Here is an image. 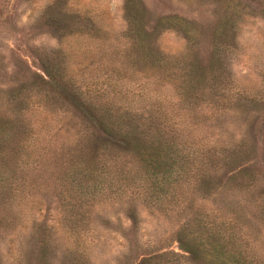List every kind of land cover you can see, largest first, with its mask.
<instances>
[{
    "label": "rangeland",
    "instance_id": "rangeland-1",
    "mask_svg": "<svg viewBox=\"0 0 264 264\" xmlns=\"http://www.w3.org/2000/svg\"><path fill=\"white\" fill-rule=\"evenodd\" d=\"M200 218L264 264V0H0V264H217Z\"/></svg>",
    "mask_w": 264,
    "mask_h": 264
},
{
    "label": "trees",
    "instance_id": "trees-1",
    "mask_svg": "<svg viewBox=\"0 0 264 264\" xmlns=\"http://www.w3.org/2000/svg\"><path fill=\"white\" fill-rule=\"evenodd\" d=\"M140 32L142 33V36L140 37V39H143L144 31H140ZM147 36H148V33H147ZM145 52H146V50H145ZM46 76L50 79V81L53 80L52 74L47 73ZM64 84H65V82H64ZM71 94L73 96H75L77 99L79 98L75 93L71 92ZM189 99L192 100V98H189ZM79 101H80V99H79ZM79 101H77V103L81 108L82 115L84 117H87V118L91 119L92 121H94V123H95L94 125H95V127H97L96 129L101 131L103 136H106L107 138H110V139L111 138L116 139L117 142L119 143V145L118 144L117 145L121 149H124L127 151H132V152H134L138 149L140 142L144 139L142 136H140V133L137 130V129H139V127L132 128L131 130H125L122 126H118V129L117 128L113 129V127L109 126L104 121V117L100 116L99 119L93 120L92 115H91L92 109H90V107L92 108L93 106L86 105L82 101H80V102ZM94 114H96V113H94ZM156 128H158V124H157ZM157 132L159 135L163 134L165 132V127L161 126V130L157 131ZM26 147L28 148L29 144H27ZM207 167H208L207 165H204L203 167H201L203 169V171L201 170L200 172L205 173L207 171ZM172 172L173 171L169 172L167 177L165 176V178H161V179L154 178L152 176V174H145L143 177H141L139 179V182H145L148 179H150V180L152 179L154 181V184L158 187L160 185H163L164 183H166L170 179L169 176L172 174ZM174 174H175V172L173 173V175ZM121 197L125 198L124 201H129V198L127 195L125 197L124 196H121ZM224 222H226V221L222 220L219 222H217V221L209 222V221H204L203 218L197 219L196 220L197 229L199 227H202L203 229L201 231H199L198 234L188 231V233L186 235L188 239H186V240L181 239V238H183L182 236L185 232V229H183V227H182L178 232V235H180V238L178 240L179 245H180V249L183 252L189 253L192 256L195 255L197 250L201 253H203V252L205 254L208 253L209 255L212 256V259H214V261L217 264H244L245 261L242 260V256H243L242 252L236 251V249H238L241 246L242 242H239L237 245L234 244V243L238 242L242 237H239L236 235L243 234L244 242L247 243L249 241L246 238L247 236L243 233V231L241 232L240 229H238L236 226L233 225V227H231L230 232H229L230 234L228 235V238L231 240V242H227V237H226L228 234L227 230H225V232H223V230H220V229L216 231L218 235L215 238L212 237V241H211V235L208 238L203 239L204 238L203 234L210 231L212 229L213 224L221 223V225L219 227H223L225 224ZM234 224H236V223H234ZM197 240L199 242V245H197V243H196ZM199 240H202L203 242H205L206 245L201 243ZM230 243H232L234 245V250L232 252H229L228 250H226L227 245H229ZM207 247H210V249L206 250ZM136 262H135V264L139 263V262H137V263ZM131 264H133V263H131ZM245 264H246V262H245Z\"/></svg>",
    "mask_w": 264,
    "mask_h": 264
}]
</instances>
